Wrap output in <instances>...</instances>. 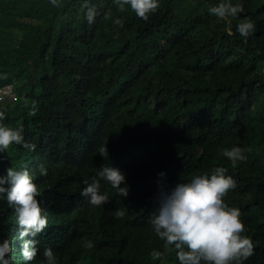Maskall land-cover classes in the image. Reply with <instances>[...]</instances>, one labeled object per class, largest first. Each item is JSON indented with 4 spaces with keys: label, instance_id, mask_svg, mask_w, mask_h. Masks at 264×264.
Masks as SVG:
<instances>
[{
    "label": "trees",
    "instance_id": "16d2710c",
    "mask_svg": "<svg viewBox=\"0 0 264 264\" xmlns=\"http://www.w3.org/2000/svg\"><path fill=\"white\" fill-rule=\"evenodd\" d=\"M59 2L0 0V75L7 76L0 88L10 86L13 96L0 99L2 122L22 126L36 145L0 153V174L29 171L48 216L35 238L38 255L27 262L14 210L0 200V241L11 242V264H47V248L58 264H178L152 230L155 201L161 188L171 192L215 167L237 182L225 202L241 211L255 244L245 264H264V0H232L244 7L240 19L256 26L247 43L238 20L229 26L209 13L220 0H159L148 22L130 6L119 12L114 0H91L100 13L91 26L83 0ZM121 17L118 28L112 20ZM33 100L39 109L29 116ZM234 146L248 150L236 167L222 155ZM103 166L126 176L129 195L101 180L109 202L92 207L82 181L99 178ZM116 209H125L123 219L109 216ZM102 214L112 222L99 227ZM153 250L164 259L153 261Z\"/></svg>",
    "mask_w": 264,
    "mask_h": 264
},
{
    "label": "clouds",
    "instance_id": "9594fccd",
    "mask_svg": "<svg viewBox=\"0 0 264 264\" xmlns=\"http://www.w3.org/2000/svg\"><path fill=\"white\" fill-rule=\"evenodd\" d=\"M50 3L54 7L62 6L59 0H50ZM114 3L119 12H125L126 6H130L136 17L145 22H148L160 8L159 0H114ZM82 11L90 26L100 15L91 0H83ZM243 12V5L233 4L232 0H220V3L209 8L211 15L226 21L229 26L231 20H238L236 31L244 43H247L248 38L256 31V26L250 17L240 19ZM103 18L111 19V10L106 12ZM112 23L118 28H123L125 19L116 18ZM263 66L260 69L261 74ZM6 78V75H0V79ZM7 88L9 92L0 94V99L7 94L11 95L10 86H4L0 90ZM24 104L28 106L27 99L24 100ZM38 109L37 102L31 101L28 115L36 116ZM4 119L5 113L0 111V153L6 152L13 144L28 151H35L36 145L25 141L23 127L7 126L2 122ZM99 151L101 156H108L106 146L101 147ZM246 151L248 150L234 146L231 149H224L222 155L231 162L232 167H236L238 162L247 161ZM2 163L0 159V164ZM227 172L228 169L225 167H215L210 176L202 175L190 182L177 184L171 192L161 188L160 195L155 201L156 210L151 217V226L155 235L164 242L163 247L175 253L178 264H245V261L254 254L255 244L251 237L246 235L247 229L241 219V211L229 207L225 202L228 193L237 187L236 180L227 175ZM39 174L43 177L48 175L43 165L39 168ZM160 175L164 176L163 173ZM101 180L115 189L119 196L129 195L126 176L117 168L103 166L99 171V178L92 177L91 181L87 179L82 181L85 187L80 194L88 199L92 207H100L109 202L108 195L100 192ZM122 184L125 186L121 187ZM40 194L39 186L29 171H17L9 167L6 174H0V200L6 199L8 206L14 210L19 239L22 241L21 255L27 262L37 257L39 242L35 238L48 227L47 213L38 200ZM125 215V209H116L113 215L109 216L123 219ZM109 216L102 214L97 220V225L104 227L112 222ZM84 247L92 249L94 244L88 240ZM11 252V242L8 239L0 241V264H11L9 259ZM43 256L47 264H58L51 248L45 249ZM150 257L153 261L163 260L165 254L153 250Z\"/></svg>",
    "mask_w": 264,
    "mask_h": 264
},
{
    "label": "rangeland",
    "instance_id": "374dc122",
    "mask_svg": "<svg viewBox=\"0 0 264 264\" xmlns=\"http://www.w3.org/2000/svg\"><path fill=\"white\" fill-rule=\"evenodd\" d=\"M183 11V10H182ZM9 92V90H8V88H7V93ZM12 99L13 98V96L12 95H9V94H7V96H5V97H3L2 99H3V101H7V99Z\"/></svg>",
    "mask_w": 264,
    "mask_h": 264
},
{
    "label": "built area",
    "instance_id": "2783aa9c",
    "mask_svg": "<svg viewBox=\"0 0 264 264\" xmlns=\"http://www.w3.org/2000/svg\"><path fill=\"white\" fill-rule=\"evenodd\" d=\"M261 71H262V74L264 75V66ZM6 92H7V89L0 90V94L6 93Z\"/></svg>",
    "mask_w": 264,
    "mask_h": 264
}]
</instances>
